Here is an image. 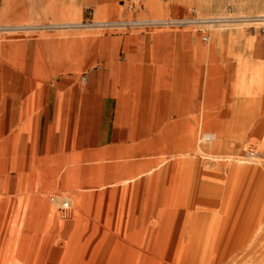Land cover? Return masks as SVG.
I'll use <instances>...</instances> for the list:
<instances>
[{
  "label": "rangeland",
  "instance_id": "rangeland-1",
  "mask_svg": "<svg viewBox=\"0 0 264 264\" xmlns=\"http://www.w3.org/2000/svg\"><path fill=\"white\" fill-rule=\"evenodd\" d=\"M0 264H264V0H1Z\"/></svg>",
  "mask_w": 264,
  "mask_h": 264
},
{
  "label": "crops",
  "instance_id": "crops-1",
  "mask_svg": "<svg viewBox=\"0 0 264 264\" xmlns=\"http://www.w3.org/2000/svg\"><path fill=\"white\" fill-rule=\"evenodd\" d=\"M14 14H16V13H14ZM168 79L169 78H166V88H165V91H163L162 90V92H166V96H169V93L170 92H174V88H173V85H171V83H169V81H168ZM87 81V80H86ZM151 89V87L148 85L147 87H144V90H143V92H144V95L145 96H147V94L148 93H150L152 90H150ZM119 92H121L120 91V89L119 88H117L116 90H113V93H111V98H118L120 95H119ZM111 113V112H110ZM108 116H109V114H108ZM107 124V120H105L104 121V124Z\"/></svg>",
  "mask_w": 264,
  "mask_h": 264
},
{
  "label": "bare ground",
  "instance_id": "bare-ground-1",
  "mask_svg": "<svg viewBox=\"0 0 264 264\" xmlns=\"http://www.w3.org/2000/svg\"><path fill=\"white\" fill-rule=\"evenodd\" d=\"M5 2V4H8V0H3ZM177 194V193H176ZM168 195V194H167ZM189 196V195H188Z\"/></svg>",
  "mask_w": 264,
  "mask_h": 264
},
{
  "label": "built area",
  "instance_id": "built-area-1",
  "mask_svg": "<svg viewBox=\"0 0 264 264\" xmlns=\"http://www.w3.org/2000/svg\"><path fill=\"white\" fill-rule=\"evenodd\" d=\"M166 1H169V0H166ZM0 2H1V0H0ZM205 39H207V38H205Z\"/></svg>",
  "mask_w": 264,
  "mask_h": 264
}]
</instances>
